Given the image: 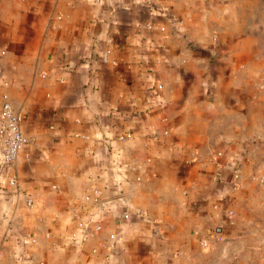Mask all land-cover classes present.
<instances>
[{"label":"crops","instance_id":"crops-1","mask_svg":"<svg viewBox=\"0 0 264 264\" xmlns=\"http://www.w3.org/2000/svg\"><path fill=\"white\" fill-rule=\"evenodd\" d=\"M261 7L0 0V264H264Z\"/></svg>","mask_w":264,"mask_h":264},{"label":"built area","instance_id":"built-area-1","mask_svg":"<svg viewBox=\"0 0 264 264\" xmlns=\"http://www.w3.org/2000/svg\"><path fill=\"white\" fill-rule=\"evenodd\" d=\"M149 27V25H148ZM160 86H157L159 88ZM22 116L15 111L9 102L6 95H2V101L0 105V168L10 166L17 158L20 150L22 149L25 139L21 132ZM220 153H216V156H220ZM11 185L15 184V180L10 181ZM102 193L98 190H92V197H86V199H92L95 203H98L101 199ZM127 218V215H124ZM100 220L97 219L93 225V231L99 232L101 229ZM110 240L115 239L114 234H109ZM203 247H207L208 239L204 238L201 242Z\"/></svg>","mask_w":264,"mask_h":264},{"label":"rangeland","instance_id":"rangeland-1","mask_svg":"<svg viewBox=\"0 0 264 264\" xmlns=\"http://www.w3.org/2000/svg\"><path fill=\"white\" fill-rule=\"evenodd\" d=\"M261 14L256 16L255 24H254V38L256 43H260L264 46V0H261ZM264 56V54H263ZM264 71V69H263ZM256 93H264V72L261 77L256 76L255 83ZM264 138L262 139V141ZM261 142V140H257Z\"/></svg>","mask_w":264,"mask_h":264},{"label":"water","instance_id":"water-1","mask_svg":"<svg viewBox=\"0 0 264 264\" xmlns=\"http://www.w3.org/2000/svg\"><path fill=\"white\" fill-rule=\"evenodd\" d=\"M114 202V201H113ZM113 202L107 200V201H104L102 203L99 204V208H100V213L104 216L105 214L109 213L110 211H112V207L113 206ZM124 215H127L126 213H123L121 215L122 219H125L124 218Z\"/></svg>","mask_w":264,"mask_h":264}]
</instances>
